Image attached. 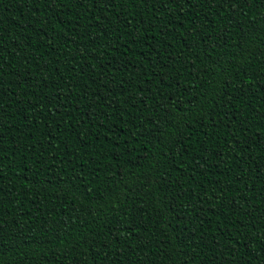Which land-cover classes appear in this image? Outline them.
<instances>
[{"label":"trees","instance_id":"obj_1","mask_svg":"<svg viewBox=\"0 0 264 264\" xmlns=\"http://www.w3.org/2000/svg\"><path fill=\"white\" fill-rule=\"evenodd\" d=\"M264 264V0H0V264Z\"/></svg>","mask_w":264,"mask_h":264},{"label":"snow or ice","instance_id":"obj_2","mask_svg":"<svg viewBox=\"0 0 264 264\" xmlns=\"http://www.w3.org/2000/svg\"><path fill=\"white\" fill-rule=\"evenodd\" d=\"M185 264H187V262H185Z\"/></svg>","mask_w":264,"mask_h":264}]
</instances>
